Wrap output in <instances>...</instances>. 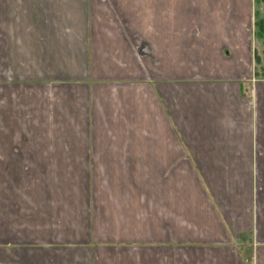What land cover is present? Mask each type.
I'll return each mask as SVG.
<instances>
[{"label": "crops", "instance_id": "crops-1", "mask_svg": "<svg viewBox=\"0 0 264 264\" xmlns=\"http://www.w3.org/2000/svg\"><path fill=\"white\" fill-rule=\"evenodd\" d=\"M257 12L0 0V264H264Z\"/></svg>", "mask_w": 264, "mask_h": 264}, {"label": "rangeland", "instance_id": "rangeland-1", "mask_svg": "<svg viewBox=\"0 0 264 264\" xmlns=\"http://www.w3.org/2000/svg\"><path fill=\"white\" fill-rule=\"evenodd\" d=\"M256 23L254 25V30H255V44H254V61H252V65L254 67V71L256 72L255 76L256 78H264V73H261V67H264V53L261 50L264 49V44L263 38L262 37V32H263V37H264V29L262 30L261 27L259 26V21L264 23V12H257L255 15ZM260 19H263L262 21ZM192 66V75H189V77L194 78V76L199 75V70L197 69V61L196 60H191L189 61ZM222 65L225 64V60L221 62ZM251 83V82H250Z\"/></svg>", "mask_w": 264, "mask_h": 264}, {"label": "trees", "instance_id": "trees-1", "mask_svg": "<svg viewBox=\"0 0 264 264\" xmlns=\"http://www.w3.org/2000/svg\"><path fill=\"white\" fill-rule=\"evenodd\" d=\"M259 24H260L259 26H260L261 29L263 30V29H264V24H263V22H260V21H259Z\"/></svg>", "mask_w": 264, "mask_h": 264}]
</instances>
